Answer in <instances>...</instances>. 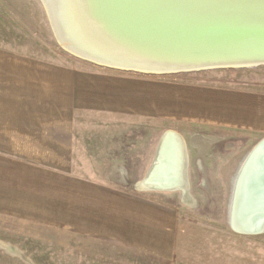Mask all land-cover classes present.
Returning a JSON list of instances; mask_svg holds the SVG:
<instances>
[{
	"label": "rangeland",
	"instance_id": "1",
	"mask_svg": "<svg viewBox=\"0 0 264 264\" xmlns=\"http://www.w3.org/2000/svg\"><path fill=\"white\" fill-rule=\"evenodd\" d=\"M49 18L43 0H0L1 46L29 55L46 53L49 60L62 59L80 70L127 76L128 90L135 87L130 80L144 79L139 88L153 95L154 114L137 116L136 123L144 124L137 129L143 137L147 124H154L160 137L167 130L184 137L188 192L142 189L138 183L147 172L139 180L129 174V201L138 208L143 205L150 220L145 235L128 232L124 240L53 226L42 232L19 230L18 222L0 215V264H264V232L241 234L229 221L238 172L264 137V64L174 73L118 69L70 52ZM89 77L103 79L99 74ZM238 92L237 97H227ZM223 117L228 127L220 126ZM138 158L129 157V162Z\"/></svg>",
	"mask_w": 264,
	"mask_h": 264
},
{
	"label": "crops",
	"instance_id": "2",
	"mask_svg": "<svg viewBox=\"0 0 264 264\" xmlns=\"http://www.w3.org/2000/svg\"><path fill=\"white\" fill-rule=\"evenodd\" d=\"M92 74L103 79L91 81ZM144 83L136 77L128 90L127 76L80 70L0 43V215L19 230L145 235L149 217L127 193L129 174L139 180L149 172L161 138L154 124L143 137L138 131L144 124L137 116L154 114L153 95L139 88ZM223 118L220 126L228 127Z\"/></svg>",
	"mask_w": 264,
	"mask_h": 264
},
{
	"label": "water",
	"instance_id": "3",
	"mask_svg": "<svg viewBox=\"0 0 264 264\" xmlns=\"http://www.w3.org/2000/svg\"><path fill=\"white\" fill-rule=\"evenodd\" d=\"M46 2L62 40L109 66L174 73L264 64V0ZM173 134L161 136L156 161L140 181L143 189L189 186L188 161L179 146L168 145ZM229 221L241 234L264 232V137L238 172Z\"/></svg>",
	"mask_w": 264,
	"mask_h": 264
},
{
	"label": "bare ground",
	"instance_id": "4",
	"mask_svg": "<svg viewBox=\"0 0 264 264\" xmlns=\"http://www.w3.org/2000/svg\"><path fill=\"white\" fill-rule=\"evenodd\" d=\"M43 2H44V4H45V6H47L48 3L46 2V0H43ZM47 10H48V13H49V15H50V17H51V20L53 21V25H54L55 33H56V35L58 36L59 41H61L60 43H61L66 49H68L70 52H72V53H74V54H76V55H78V56H80V57H82V58H84V59H87V60H89V61H92V62H95V63H98V64H102V65H105V66H109L108 64L97 62L95 59L90 58L89 56H87L88 54H86V53H84V52H80V51L77 50L74 46L72 47V46L69 45L67 42L63 41L62 38H61V36H60V31L57 30V28H56V23H55V20H54L52 7H51V9L49 8V9H47ZM84 54H85V55H84ZM109 67H114V68L121 69V68H119V67H117V66H109ZM125 70H126V69H125ZM172 132H174V134H173V135H170V137H171V142L168 144V145H169V148H170V149H173V148H176V149H177V147L179 146V147H180V152L182 153V155L185 156V157H184V160H185V162L187 163L188 158H189V155H188V152H187L186 141H185L184 137H183L180 133H178L177 131L172 130ZM178 149H179V148H178ZM187 156H188V158H187ZM182 157H183V156H182ZM184 167H185V164H184ZM181 176H182V175H181ZM139 186H140V188H142L140 182H139ZM183 187H184V186H183ZM183 187H182V188H183ZM144 188H146V187H144ZM187 188H188V187H187V185H186L185 189H184V188L182 189L184 193H187V192H188V189H187ZM142 189H143V188H142ZM187 195L189 196V194H187Z\"/></svg>",
	"mask_w": 264,
	"mask_h": 264
}]
</instances>
